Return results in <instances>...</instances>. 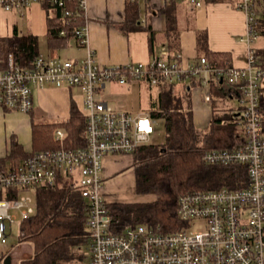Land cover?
<instances>
[{"label": "built area", "instance_id": "1", "mask_svg": "<svg viewBox=\"0 0 264 264\" xmlns=\"http://www.w3.org/2000/svg\"><path fill=\"white\" fill-rule=\"evenodd\" d=\"M35 1L57 5L66 14L70 2L84 11L86 22L76 30L74 40L87 47V55L76 60L40 53L29 67L20 66L12 55L6 62L0 59V107L29 113L34 106V88H79L83 91L86 144L32 150L18 164L8 160L0 166L1 257L9 250L4 245L10 243L13 224H19L22 235V221L35 214L37 188L53 186L63 176L75 183L89 205L87 264H264V132L259 111L264 71L258 66L254 47L261 34L258 0H227L246 15L248 63L244 67L232 63L219 66L204 55L184 65L179 61L181 53L171 59L166 51L148 62L103 65L89 45L88 0H0V7L22 11ZM155 1L167 4L176 0ZM185 1L200 8L209 0ZM188 77L199 78L209 88L204 94L206 102H211L213 83L239 99V145L206 150L202 160L207 164H244L249 182L232 190L222 187L182 194L177 208L181 226L177 229L163 232L160 227L141 223L118 230L109 209L113 200L105 190V157L134 154L139 146L153 143L159 118L152 113L158 110H116L100 93L108 82L146 81L150 86L169 88ZM65 134L59 128L55 138L62 142ZM196 224L200 228L195 229Z\"/></svg>", "mask_w": 264, "mask_h": 264}, {"label": "trees", "instance_id": "2", "mask_svg": "<svg viewBox=\"0 0 264 264\" xmlns=\"http://www.w3.org/2000/svg\"><path fill=\"white\" fill-rule=\"evenodd\" d=\"M137 0H128L124 27L137 26ZM175 1L172 3L174 4ZM167 3L164 12L168 26L173 28L175 16L173 4ZM70 13L57 7V14L48 13V54L57 55L76 36V30L86 22L84 11L74 3H68ZM259 27L264 34V0H258ZM134 29V28H133ZM64 31V33H62ZM204 55L219 66L231 63L227 52L212 51L205 45ZM204 44V45H203ZM41 53L39 37L35 33L18 32L17 26L8 36H0V59L6 62L10 55L22 67H29ZM258 66L264 71V49L257 50ZM172 85L162 88L160 97L154 102L152 115L164 120L165 138L161 143L139 146L134 153L133 166L137 193H155L157 198L148 202L109 204L113 225L118 230L135 224H150L163 232L181 226L178 216V199L187 192L228 187H246L249 182L248 168L244 164H207L202 160L206 150L234 148L240 143L239 117L242 106L220 110L214 100L212 117L208 128L196 125L191 95L188 87L177 92ZM215 87L214 89H216ZM213 89V88H212ZM217 90H214V93ZM259 111L261 128L264 132V95L261 96ZM66 132L62 142L55 138L57 129ZM86 121L75 104L70 116L61 122L33 123V150L72 149L86 144ZM10 154L0 158L3 167L9 160L18 164L27 152L17 142H11ZM36 212L21 223L22 235L19 242H32L33 251L20 258L19 264H78L83 257L79 249L89 244L86 222L89 205L81 190L71 179L60 176L57 184L37 188L35 193ZM4 253V257L10 254ZM11 255V254H10Z\"/></svg>", "mask_w": 264, "mask_h": 264}, {"label": "crops", "instance_id": "3", "mask_svg": "<svg viewBox=\"0 0 264 264\" xmlns=\"http://www.w3.org/2000/svg\"><path fill=\"white\" fill-rule=\"evenodd\" d=\"M127 2L128 0H88L86 15L89 45L95 51L99 63L115 65L129 62H148L153 55L166 51V55L171 59H175L178 53H181L182 58L179 61H182L185 65L187 62L196 61L204 55L203 40L199 39L203 36L206 38L205 45L209 50L227 52L231 57V63L235 66L244 67L247 65L248 44L244 40L246 15L229 1L209 0L200 8L192 7L185 0H176L174 4L171 2L175 16L172 28L170 25L168 26L163 11L165 4L155 0H137L140 14L138 15L139 21L137 26L133 27L134 29L124 27ZM12 33L13 28L6 33H1L0 36H8ZM71 45H75L81 51V54L72 57L73 59L79 60L86 57L87 47L79 45L74 39H72L69 46ZM254 47L257 50L264 49V34L258 36ZM143 82L138 81L132 84L108 82L100 93L101 98L116 110H127L132 113L154 110L153 105L154 102L159 100L161 87L150 86L147 83L151 89H156V92L152 93L154 91H150L149 105L145 110L141 109L140 106L137 110L132 109L129 98L126 97L127 91L134 87L144 86ZM120 86L125 87V89ZM186 86L192 101L194 99L197 103L198 97L194 98L197 88L203 87L205 89L206 87L199 78L190 77L181 82H176L174 87L177 92H183ZM215 87L217 88L214 89ZM107 89L108 91L105 92ZM214 90H217V93H214ZM210 91L213 94L211 102L204 100V92L200 94V100L210 106V120L212 117L211 105L214 100L220 110H223L224 107H233L237 110V107L229 105V100L235 97L228 94L225 88L221 89L213 83ZM262 91L264 95V78ZM33 99V110L29 113L0 107V142L4 144V149H0V158H5L10 154V141L13 138L16 139L18 144H22L21 146L25 152L32 151V144H34L32 127L34 122L65 121L70 116L72 104H75L81 112L84 100L83 91L79 88L51 85L40 89L34 88ZM194 119L196 125L203 128L205 119L202 120L199 115L195 116V113ZM133 162V153L105 157L107 174L105 190L112 200L124 198V195H129V193H135L138 197ZM122 174H130L131 182L128 183V187L131 188V191L128 193H117L111 184L117 175ZM146 198L148 199L144 200L143 198L141 201H153L157 198V195L148 194Z\"/></svg>", "mask_w": 264, "mask_h": 264}, {"label": "rangeland", "instance_id": "4", "mask_svg": "<svg viewBox=\"0 0 264 264\" xmlns=\"http://www.w3.org/2000/svg\"><path fill=\"white\" fill-rule=\"evenodd\" d=\"M48 13L51 15L57 14V8L55 6H48L44 3H41L39 1H35L33 3L28 4L22 11H5L0 7V34L6 33L14 26H17L18 32L20 34L25 33H35L39 37V49L42 53H48V45H47V30H48ZM255 44V42H254ZM81 54V51L77 49L75 45H71L67 48H64L58 52V55H61L65 58H72L74 56H79ZM144 86L141 87H134L130 91L126 92V97L128 96L129 102L132 109L137 110L139 106L141 109H144L148 107L149 105V96L150 91H154L152 93L156 92V89H151L147 82H143ZM110 86V85H109ZM108 86V89L110 88ZM122 87V86H120ZM105 90L106 91H108ZM122 89H125V87H122ZM198 90L194 94V98H197V103L192 101L193 109L195 116L199 115L202 120H204V126L203 128H208V125L210 123V106H208L207 103L200 100V94L208 93L209 88L203 89V87L197 88ZM229 105L237 107L239 106L238 99L232 98L229 100ZM134 106V107H133ZM19 118V117H18ZM207 119V120H206ZM156 134L153 136L154 143H161L164 141L165 138V123L164 120L159 119V123L156 126ZM16 142V139H11L10 142ZM22 145V144H20ZM0 149H4V144L0 142ZM25 151V150H24ZM134 155V154H133ZM130 181V174H122L117 175L113 181L112 185L115 188V191L117 193H128L131 191L128 187V183ZM138 197H136L135 193H129V195H124V198L121 197V199L113 200V202L118 203H134V202H148V201H141L145 199L148 196V194H155V193H137ZM156 195V194H155ZM195 229L200 228V224H196L194 227ZM12 237H10V243L8 245H4V248H8L12 255V264H19L20 258L26 257V255H29L33 251V244L32 242H19V236H20V227L18 223L13 224L12 228ZM79 253L83 254V257L78 259V264H87L89 259V250L87 246L82 247L79 249ZM4 258L0 255V264H3Z\"/></svg>", "mask_w": 264, "mask_h": 264}, {"label": "water", "instance_id": "5", "mask_svg": "<svg viewBox=\"0 0 264 264\" xmlns=\"http://www.w3.org/2000/svg\"><path fill=\"white\" fill-rule=\"evenodd\" d=\"M3 264H12V255L8 254L7 257L4 258Z\"/></svg>", "mask_w": 264, "mask_h": 264}]
</instances>
